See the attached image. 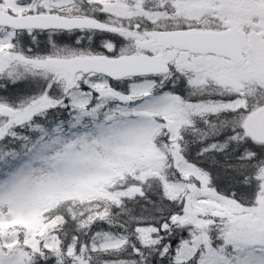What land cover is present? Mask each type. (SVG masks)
Masks as SVG:
<instances>
[{
	"label": "snow or ice",
	"instance_id": "6c2138e0",
	"mask_svg": "<svg viewBox=\"0 0 264 264\" xmlns=\"http://www.w3.org/2000/svg\"><path fill=\"white\" fill-rule=\"evenodd\" d=\"M0 264H264V0H0Z\"/></svg>",
	"mask_w": 264,
	"mask_h": 264
}]
</instances>
